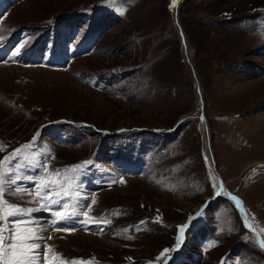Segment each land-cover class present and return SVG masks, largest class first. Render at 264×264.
<instances>
[{
	"label": "rangeland",
	"instance_id": "rangeland-1",
	"mask_svg": "<svg viewBox=\"0 0 264 264\" xmlns=\"http://www.w3.org/2000/svg\"><path fill=\"white\" fill-rule=\"evenodd\" d=\"M0 37V161L36 162L5 199L48 264H264V0H0Z\"/></svg>",
	"mask_w": 264,
	"mask_h": 264
},
{
	"label": "snow or ice",
	"instance_id": "snow-or-ice-1",
	"mask_svg": "<svg viewBox=\"0 0 264 264\" xmlns=\"http://www.w3.org/2000/svg\"><path fill=\"white\" fill-rule=\"evenodd\" d=\"M2 39L3 37H0V40ZM19 54H21L20 47L16 49L13 56ZM35 139L36 137L33 138V140ZM30 147V144L22 145L20 148L15 149L9 156L5 157L4 160L0 161V264H41V260L39 259L41 254L44 257L43 264H48L50 249L42 253L41 245L37 241L43 240L44 237L40 236L37 231L30 227L34 222L31 220L14 219L30 214L38 209L21 208L15 204L9 203L5 199L6 185L15 182L10 179V174L14 172L13 165H15V169L17 170L24 167L25 164L36 166L34 154L25 151ZM87 163L88 162H82L80 165H73L70 166V169L65 170V179L68 182L67 187L62 186L57 179L49 180L47 177H41L40 181L37 182V188L35 190L36 195L39 196L43 189H50V186H60V191L55 193L57 197L75 195V193L69 191L74 181L73 177L67 175V173L81 172ZM44 171L46 174L48 173L47 168H45ZM60 175L61 173L59 170L51 173L53 177H59ZM16 179H20V177L17 175ZM23 191L24 189L17 188L16 192L10 194L19 195ZM42 199H45L49 204L60 203L58 199H51L50 195H45ZM93 203H95V201H93ZM63 207L67 208L68 205L65 204ZM68 215L70 214L66 211L56 213L58 219L66 218ZM189 219L191 221L193 218L190 217ZM188 227L189 225L185 224L181 226V229L183 230ZM177 240L179 242V236ZM258 243L261 247H264V241L258 240ZM168 251V249L164 250V252ZM163 254L164 253H161V255ZM64 264H77V262L65 261ZM79 264H85V262H79Z\"/></svg>",
	"mask_w": 264,
	"mask_h": 264
},
{
	"label": "bare ground",
	"instance_id": "bare-ground-1",
	"mask_svg": "<svg viewBox=\"0 0 264 264\" xmlns=\"http://www.w3.org/2000/svg\"><path fill=\"white\" fill-rule=\"evenodd\" d=\"M203 147H204V152H205V155H206V157H207V159L209 160V163L211 162L210 161V159H211V147H210V141H209V134H208V132L205 134V136H204V138H203ZM52 212H55V207H53V210H51L49 213H52ZM41 215V214H40ZM43 215H46L47 216V214L46 213H43ZM54 216V215H53ZM55 217V216H54ZM48 218V217H47ZM56 218V217H55ZM38 219V218H37ZM43 219V218H42ZM41 219V220H42ZM58 220L56 219L55 221L54 220H52V221H47V222H57ZM39 223H41L40 221H39ZM42 223H43V221H42ZM41 223V224H42ZM47 224V223H46Z\"/></svg>",
	"mask_w": 264,
	"mask_h": 264
},
{
	"label": "water",
	"instance_id": "water-1",
	"mask_svg": "<svg viewBox=\"0 0 264 264\" xmlns=\"http://www.w3.org/2000/svg\"><path fill=\"white\" fill-rule=\"evenodd\" d=\"M174 23H175V25L177 27V31H178L179 35L181 36V39L183 40V44H184L185 42H184V38H183V33H182V29H181L180 24L177 23V15H176V12H175V17H174ZM195 85H196V91L199 94L200 93V87H199L197 81H196ZM199 96H200V94H199Z\"/></svg>",
	"mask_w": 264,
	"mask_h": 264
}]
</instances>
